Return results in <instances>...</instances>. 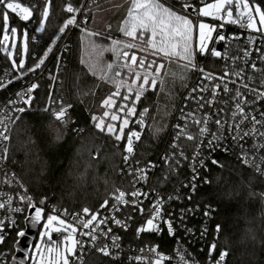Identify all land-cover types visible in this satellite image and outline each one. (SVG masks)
Segmentation results:
<instances>
[{
    "label": "built area",
    "instance_id": "obj_1",
    "mask_svg": "<svg viewBox=\"0 0 264 264\" xmlns=\"http://www.w3.org/2000/svg\"><path fill=\"white\" fill-rule=\"evenodd\" d=\"M20 1L28 7L35 6L33 12L34 16L31 22L27 24H32L34 26L33 29L32 26L25 28L28 33V51L27 61L23 69H14L6 61L0 59V81H3L4 83H7L9 80L12 81V83L8 84L6 88L0 89V120H4V125L9 128V132L6 133V135L10 136L14 124L11 123V121H15L20 114L31 110L34 102L41 98L45 87L49 93V97H51L49 109L51 118L66 125L72 133L80 135L87 129L83 125L74 124L78 114L70 97L74 36L76 31L88 28L91 19L89 14L94 7L100 4L101 0H82L79 5L74 6L80 8L81 5H84L81 9V13L77 14L79 27L69 26L54 45L51 43L39 55L31 49L32 45L36 44L37 34L39 33L36 31L38 26L35 20L36 10L38 12V18L42 11L38 9L39 0ZM161 2L165 3L166 6H171L180 14L188 15L195 23L200 20L209 25L216 26L217 32L225 35L226 40L216 42L217 32H213V40L208 43V47L209 49L215 47L222 53L226 51L229 58L224 59L222 57H213L210 54L201 55L198 51L196 52L195 63L197 69L190 68L189 70L188 81L182 89L168 120L163 143L153 159L143 161L139 158V147L144 133L143 127L130 128L129 131L140 132L141 138L140 141L135 143V156L129 161V164L135 168L136 165L134 161L139 160V166L141 167L146 166L148 162L157 165L148 172L147 183L141 181L135 183V186L133 187V176L129 175V167L125 165L122 158L126 138L123 141L121 140L114 143V147L121 153V177L126 178L129 182L128 190L122 191L130 193L139 189L142 192L148 193L147 198H144L143 196L139 198L141 202L140 207L144 209L143 215L139 208H134L131 204H120L118 205L120 210L114 211L112 205L116 204V201L113 198V193L110 194L109 197L105 199L108 200V207L101 208V205L105 201L103 200L99 207L92 211H98L100 219L109 217L107 224H101L100 228L95 233L98 236V239L95 242V247H93V242L89 236H82L79 234L82 231H89L90 229H84L77 220L73 219L76 214L83 216V213L67 212L65 215V210L57 209L52 205L39 202L27 184L8 162L7 158L6 160L0 161V193L5 194L4 196H0V202L6 201L7 197L11 196V208L15 209L19 207L22 211H9L7 205L5 208L0 209V221L3 222L0 234L4 236L3 242L0 243V264H13L16 262L17 253L19 251L23 254L21 264H30L31 262L33 243L36 240V236H30V242L23 250L19 246L23 237H18L17 233L20 230H24L26 237L28 236V223L30 222L31 217L35 215V209L29 205L27 200L21 201L19 199L22 195L30 196L32 198V204L43 209L42 217L45 218L48 215L55 214L64 219L68 224H73L77 227L78 232L76 234V239L80 240L84 245L83 264H88V258L92 255H100L113 262H121L123 264H151V262L159 259L156 253L150 251L153 247L157 249V252L160 255L166 257V259L161 261V264H183L180 260L181 255L184 256L189 264H214V261L218 259L220 252L224 251L218 249L217 245L220 232H216V226L218 224L214 219L215 208L209 204L202 205L198 203L195 199L196 192L200 187L208 184V173L210 168L220 167L212 163L213 159L219 161L220 165L222 159L234 160L242 167L264 178V175L257 172L254 166L255 164H260L261 171H264V163H262L260 159L261 156H264V149H260L259 151L255 149V145L257 143H264V140H261L258 137H246L242 141H233L232 133L229 132L227 126L223 129L222 139L217 141L212 147L208 146V140L211 139V136H205L203 138V146L200 150L201 155L199 157V159L204 161L205 167H199L197 162L199 176L195 181L197 187L194 193L191 190V181L194 175L192 171V156L195 151L196 142L188 141L183 137L181 138L179 143L183 145L184 153L188 159L184 160L181 158V163L176 167L174 172H169L168 166L164 163L163 157L174 151V149L171 148V145L179 131L177 125H180L181 127L185 125L186 121L184 117L188 113H194L197 118H202L205 114H209L212 117L208 124L209 133L217 132V125L214 123V120L217 118L226 119L231 123V112L235 110V102L231 97L234 96L237 88H239L248 99V104L244 106L245 112L252 113L257 119H261L260 113L264 112V99L254 98L255 94L249 92L248 89H245L241 85L242 83H248L249 87L264 91V87L261 86V77L264 76V72L253 71L251 67L252 63H255L257 69H264V59H261L262 54H264V33L250 30L245 26H242V23H227L225 20L215 19L213 17H197L192 13L191 9H189L187 13H184L182 9L184 0H161ZM188 2L199 9L206 3H214L215 0H188ZM249 2L258 4L264 9V0H249ZM67 4H65L63 11ZM64 12L66 14V19L72 15L66 11ZM85 15L88 19L87 24L83 23ZM233 16L235 17V8H233ZM221 24L224 25L223 28L219 27ZM196 30L197 29H195V31ZM231 37L237 38L230 39ZM250 38H253L252 43L249 42ZM49 47H52V51L48 54L44 64L39 69H36L35 72H29L21 79H16L20 73L27 71L28 68L34 67L39 59L44 57V53ZM195 49H197V47H195L194 50ZM245 50L251 53L249 57L244 56ZM233 57H236L237 59L233 60ZM199 68H203L204 72L211 73L216 77L223 76L226 69L229 73L243 69V73L242 78L234 75L226 77L225 82L232 91L230 93H224L223 87H221L215 103L212 106H209L206 101L212 99V87L214 84L220 83V80L209 81L204 79L203 73L198 70ZM248 77H252V80H249ZM233 80H235L236 83H232L231 81ZM33 83L37 84L38 87L31 93V96L33 97L31 104L27 105L17 96V93L27 89ZM204 86L208 87V91H199V88ZM194 88L197 89L196 92L192 91ZM200 97H204V99L201 100ZM10 100L16 101V103L9 104ZM225 101H227V103H225ZM201 104L204 105L203 108L200 107ZM62 105L67 108V112L63 118L66 123L56 119V116L54 115L55 112L60 110ZM69 105L71 107H68ZM21 107L25 108L24 112L15 111L16 108ZM220 109H224V111L219 112L218 110ZM9 116L10 120L6 119ZM237 119H239V117ZM187 123L188 131L193 135H196L199 131V127L193 124L191 119H189ZM4 125H0V130H2ZM243 127L245 130L249 129L251 127V121H246ZM257 128L264 131V128H261L260 125H257ZM9 142L10 139L8 141H0V155H3V148L6 147L8 149ZM238 144H243L244 149L248 150V158L254 161L253 164L243 163L241 160V148ZM225 148L228 150L224 151ZM92 157L94 158L95 156ZM165 175L168 176L167 180L163 179ZM205 181H207V183H205ZM185 185L188 186L185 187ZM169 196H178L179 199L173 198L168 200ZM189 196L191 199H189ZM160 197H163L165 200L162 211L163 220L170 219L172 221L175 234L170 235L167 225L161 222L159 224L161 229L159 232L145 231L137 236V229L145 224L146 220L149 218L153 203ZM125 198L129 201L132 200L130 195H126ZM189 209H191V211H188ZM31 210L32 212L30 213ZM205 211H210V215L205 216ZM113 215H115L117 219L126 222L128 225L127 229L113 223L110 219ZM129 217L131 218L129 219ZM83 218L88 219L90 217L84 216ZM13 221L15 222L14 224ZM108 228H111L112 232L109 233L106 238L101 235V232H107ZM186 229H191L192 231L188 232ZM204 229H207V231L204 232ZM63 235L64 234L62 233H52V239L51 241H47L48 244L52 245L58 243ZM112 235L120 237L119 248L112 247V241L110 239ZM14 238L15 241L12 247L7 246L6 242ZM17 241H19V243H17ZM213 243H216L217 248L210 257L209 250ZM105 244L109 246V251L111 253L109 256H105L97 251V248L103 247ZM142 249L143 251H141ZM76 255H81L79 250ZM136 257L147 259L138 261ZM72 264H79V262L73 260ZM224 264H227V257Z\"/></svg>",
    "mask_w": 264,
    "mask_h": 264
},
{
    "label": "snow or ice",
    "instance_id": "obj_2",
    "mask_svg": "<svg viewBox=\"0 0 264 264\" xmlns=\"http://www.w3.org/2000/svg\"><path fill=\"white\" fill-rule=\"evenodd\" d=\"M130 7L127 10V16L122 21L119 31L123 33V35L130 40H112V47L109 49H105L103 46L94 45V47L98 50V55L102 56L104 51H113L117 54V57H123V64L121 65L124 68L128 69L130 74L134 75V79L131 80V83H127L126 81H113L116 84V91L111 93L107 98H105L101 107L105 108L104 117H108L110 121H120L119 128H117L115 123L105 122L104 118H98L96 116L92 117L93 122L95 123V127L101 131L105 132L108 135H111L115 138L116 141H121L125 139V128L128 127L130 121L129 117L136 115V104L141 100L144 92L149 88L155 90L157 85V80L161 76V70L164 68L163 64H156L155 60H147L146 56L137 57L135 53L129 54V51H125L124 49H133L138 48L140 51L147 52L151 50L152 55L162 54L164 57H174L178 56L180 59L187 61L185 67H190L192 69H197V65L195 63V55L198 51L201 55L210 54L213 57H222L224 59H228V53L218 51L215 47L209 49L208 43L213 40V32H217L216 26L209 25L203 21L198 20L197 23L194 24L193 20L189 18L186 14H180L178 11L174 10L171 6H166L165 3H162L161 0H129ZM0 5L3 6L4 11L2 12V22H3V40L8 41L11 37H16L17 29L15 27L9 26V17L10 14H15L22 21H29L35 10V6H23L18 0H0ZM84 5H81L80 8L74 7L71 3H68L64 9L67 13H71L72 15L66 19L62 26L59 27L58 33L53 39L52 44L54 45L57 40L61 38V35L65 33V31L69 28V26L79 27L77 22V14L81 13V9ZM50 8H51V0H44V6L42 11L40 12V22L39 27L36 29L37 32H44L45 24L48 21L50 16ZM233 8H235V17L233 16ZM182 9L184 13H187L189 9H191L192 13L197 17H213L215 19L225 20L227 23H242V26L246 28L264 33V9L260 7L258 4L250 3L249 0H215L214 3H206L204 6L197 9L195 5L188 2V0H184L182 4ZM226 18V19H225ZM88 19L85 15L83 23L87 24ZM259 25V26H258ZM223 24L219 27L223 28ZM108 28H111V25H108ZM194 29H198L199 32V43L197 49H193L191 40L193 36ZM82 32H85L87 36H98L100 33L88 31L86 28L81 29ZM24 37V45L22 49L21 59L19 64L16 63L15 60L12 61L13 68L23 69L25 67L24 55L27 54V40L28 33L27 30L23 33ZM237 37H231L230 39H236ZM226 40L225 35L217 32L216 42ZM137 41L139 43H137ZM249 42H253V38L249 39ZM15 48V44L12 45ZM6 52L8 51L7 47L4 49ZM52 51V47H49L47 51L44 53V57L40 58L39 61L32 68H28L27 71L20 73L16 77V79H21L24 75H27L29 72H35L36 69H39L45 62L48 54ZM259 51V50H257ZM8 55L11 57L12 53L8 52ZM251 55L247 50L244 51V56L249 57ZM233 60L237 59L236 57L232 58ZM261 59H264V54H262ZM84 61L82 60V63ZM253 71H261L264 72V69H257L255 63L251 65ZM108 70L113 68V64L109 63L106 65ZM201 73H203L204 79L209 81L220 80V83L214 84L212 87V99L206 101L209 106H212L216 97L219 94V90L223 87L224 93H230L232 89H229L228 84L225 82V78L229 75H234L242 78L243 69L240 71H234L229 73L227 69L224 72L223 76L216 77L211 73L204 72L203 68L198 69ZM89 71L92 72L93 75H99L100 79H106V73L98 70V64L90 63ZM115 75L119 77L121 75L120 72H116ZM151 77V79H150ZM54 79V78H53ZM249 80H252V77H248ZM139 82V83H138ZM232 83H236L235 80L231 81ZM12 83L11 80L4 83L0 81V89L6 88L8 84ZM161 83L163 81L161 80ZM122 86L127 87L128 94L122 97L123 101H131L128 103H121L118 107L116 105L115 97L120 96V88ZM245 89H248L249 92L255 94L254 98L264 99V91H261L256 88L249 87L248 83H242L241 85ZM261 86L264 87V76L261 77ZM38 87L37 84H31L27 89L23 90L20 93H17V96L23 100V103L30 105L33 97L31 93ZM193 92H196L197 89H193ZM199 91L204 92L208 91V87L204 86L199 88ZM134 94V96H133ZM50 102H51V98ZM201 100L204 97H200ZM231 99L235 102V110L231 112V123L226 119L217 118L214 120V123L217 125V132L209 133L208 124L212 117L209 114H205L202 118H197L194 113H188L185 119V125L181 127L177 125L179 131L176 134V137L171 145V148L174 151L171 154H166L163 157L164 163L168 166L169 172H174L176 167L180 165L181 158L187 160L188 157L184 153L183 145L179 143L181 138L188 141H194L195 143V151L192 156V171L194 173L191 181V190L194 193L196 191V179H198L199 173L197 170V162L199 167H205L204 161L199 159L201 155V147L203 146V138L205 136L210 135L211 139L208 140V146L212 147L216 144L217 141L222 139L223 137V129L227 126V129L230 133H232L233 141H242L246 137H258L261 140H264V131H261L260 128H257V125H260L261 128H264V112H261V119H257L255 115L252 113L245 112V105L248 104L247 97L240 91L239 88L235 90L234 96ZM16 101H9V104H15ZM227 103V101H225ZM68 107H71L70 105ZM201 108L204 107L203 104L200 105ZM115 108V111H110ZM47 110V109H45ZM17 112H24L25 108H16ZM219 112H223L224 109L218 110ZM67 112V108L63 105L61 106L58 112H55L54 115L56 119L63 120L65 114ZM148 112V109L145 108L142 113H140V118L136 121V123L140 124L141 127L144 125V115ZM120 113H123V117H121ZM239 117V119H237ZM6 119L10 120V116ZM16 119H19L17 117ZM191 119L192 123L199 127V131L196 135H193L188 131V123L187 121ZM251 121V127L247 130L243 127L246 121ZM11 123H15V121H11ZM0 125H4V120H0ZM9 132V128L4 125L2 130H0V141H8L10 139L9 135L6 133ZM141 133L137 131H129L126 137V144L124 146V154L123 161L125 165L129 167V175L133 176V187L135 183L148 181V172L155 168L157 165L148 162L146 166H139L140 161L135 160L134 163L136 165L133 168L129 161L135 156V143L140 141ZM241 148V160L245 164H253L254 161L248 158V150L244 149L243 144H238ZM255 149L259 151L260 149H264V143H257L255 145ZM228 149L225 148L224 151ZM3 155H0V161L7 159L8 149L5 147L2 149ZM179 157V158H178ZM95 158V157H94ZM261 162L264 163V156L260 157ZM213 164H216L220 167L222 165L219 164V161L213 159ZM256 171L261 175H264V171H261V165L255 164ZM164 180L168 179V176L165 175L163 177ZM207 183V181H205ZM188 185H185L187 187ZM4 193H0V196H4ZM126 195H130L132 200L129 201L125 197ZM144 198L148 197V193L142 192L139 189H136L130 193H126L125 191L117 188L113 193V198L116 201V204L112 205L114 211H119L118 205L131 204L134 208H139L141 214L143 215L144 209L140 207V197ZM173 198L179 199V197L169 196L168 200ZM19 199L21 201L27 200L29 205L35 209V215L31 217L33 226L38 223L42 219L43 209L36 207L35 204H32V198L30 196H20ZM189 199L191 197L189 196ZM12 197L8 196L7 200L4 202H0V209L5 208L7 205L9 207V211L21 212L22 209L17 207L15 209L11 208ZM43 203V201H41ZM165 200L163 197L158 198L152 205L151 212L149 218L146 220L144 225H141L137 229V236L140 233L145 231H157L159 232L161 229L159 224L161 222L165 223L168 227V231L170 235H174L175 231L173 229L172 221L163 220L162 211ZM108 207V200H105L101 205V208ZM188 211H191L189 209ZM65 215L67 211L65 210ZM205 216L210 215V211H205ZM90 217L88 219H84L83 217ZM131 217H129L130 219ZM74 220H77L78 223L84 229H90L89 231H82L79 234L82 236H89L93 242V247H95V242L98 239V236L95 234L97 230L100 228L101 224H107L109 217H105L103 219L99 218V212H91L89 208L83 209V216L80 214H76L73 217ZM113 223L116 225L127 229L128 225L126 222L117 219L115 215L110 217ZM15 222L13 221V224ZM59 225V226H54ZM3 227V222L0 221V229ZM44 231L40 233L41 240L45 237L48 238L49 241L52 239V232L56 233H67V235L63 236L64 248L63 251L59 249V247H47V253L49 256L48 264H72V261H78L79 264H83V248L84 245L80 240L76 239V234L78 229L73 224H68L64 219H61L57 215H48L46 218V222L43 224ZM70 230V231H69ZM186 231L191 232V229H186ZM207 229H204L206 232ZM221 231V226H216V232L219 233ZM112 232L111 228H108L107 232H101V235L104 237H108V234ZM203 234V233H202ZM18 237H25L26 233L24 230H20L17 233ZM112 241L113 248H119V236L112 235L110 237ZM4 240V236L0 234V243ZM19 243V241H17ZM37 255L40 256L41 261L44 259V253L40 250V245H36ZM217 248L216 243H213L210 246L209 256L211 257L212 253L215 252ZM80 251L81 255L77 256V251ZM97 251L102 253L105 256L111 255L109 251V246L105 244L103 247L97 248ZM143 251V249L141 250ZM151 252L156 253L159 259L151 262V264H161V261L166 259V257L160 255L157 252L155 247L150 249ZM55 253V259H52V254ZM229 255L227 250L221 251L218 259L214 261V264H224L226 257ZM71 258V259H70ZM138 261L147 258L136 257ZM180 260L183 264H189V262L184 258L183 255L180 256Z\"/></svg>",
    "mask_w": 264,
    "mask_h": 264
},
{
    "label": "trees",
    "instance_id": "obj_3",
    "mask_svg": "<svg viewBox=\"0 0 264 264\" xmlns=\"http://www.w3.org/2000/svg\"><path fill=\"white\" fill-rule=\"evenodd\" d=\"M81 1L51 0L50 16L44 32L37 34L36 44L31 47L33 52L39 55L52 43L66 19L63 11L65 4L77 6ZM107 1L110 0H101L100 4ZM38 6V9L42 10L44 0H39ZM0 9L3 10L2 7ZM37 14L36 10V22ZM10 17L18 26H32L33 29L34 25L26 26L12 15ZM89 17L91 18V12ZM79 32L82 31H76L74 36L70 97L78 114L74 124L83 125L87 130L76 135L66 125L51 118V97L45 87L41 98L34 102L32 109L20 114L19 119L15 120L10 133L7 158L39 202L43 201V204L67 212L83 213L86 207L91 212L95 210L117 188L128 190L129 182L120 174L121 153L114 147L117 141L113 136L93 128L88 111L81 100L93 79L83 71L78 74L81 79L76 77L78 68L75 41ZM188 78L189 73L175 94L158 131L152 134L150 125H143L144 133L139 147V158L143 161L153 159L163 143L168 120ZM154 99L155 92L147 91L141 97L138 109L150 107ZM45 103L48 108L43 112L41 107ZM153 113L152 110L147 112L149 122ZM133 120L124 130L125 138L130 128L141 127L136 123V119ZM72 164L85 176L81 181L73 179L70 175ZM221 165L222 167L210 168L209 182L197 190L195 199L202 205L209 204L215 208L214 219L221 226L217 245L218 249L228 251L227 264H264V178L234 160L222 159ZM77 182L83 189L76 187ZM108 186L112 187V190H109ZM29 240L30 236L23 237L19 246L24 250ZM14 241L15 238L7 241V246L12 247ZM22 259L23 254L19 251L17 261L13 264H21ZM88 264L123 263L92 255L88 258Z\"/></svg>",
    "mask_w": 264,
    "mask_h": 264
},
{
    "label": "rangeland",
    "instance_id": "obj_4",
    "mask_svg": "<svg viewBox=\"0 0 264 264\" xmlns=\"http://www.w3.org/2000/svg\"><path fill=\"white\" fill-rule=\"evenodd\" d=\"M130 7L129 0H110L104 3H101L94 7L91 10V19L90 24L87 28L88 31L98 32L100 35L98 36H87L85 32H79L76 38V49H77V74L79 79V72L83 71L87 73V75L93 79L92 83L88 84L89 87L86 88V91L82 95V102L84 103V107L87 109L88 114L90 116V121L93 123V128L96 131H99L95 127V123L92 120L93 116L98 118H104L105 122L115 123L117 128H119L120 121H110L108 117H104L105 108L101 107L102 101L107 98L111 93L116 91V84L113 81H126L127 83H131V80L134 79V75L128 72L127 68L122 67L123 57H117V54L113 51H104L102 56L98 55V50L94 47L103 46L105 49H109L112 47V40H130L119 31V27L122 21L127 16V10ZM2 12L0 9V41L3 40V22H2ZM41 16L37 19V26L39 27ZM194 22V21H193ZM47 23V22H46ZM195 24V22H194ZM108 25H111V28H108ZM9 26L15 27L17 29L16 37H11L8 41H4L0 43V58L6 61L9 65L13 67L12 61L15 60L17 64H19L22 54V49L24 45V37L23 33L26 30L23 27L18 26L14 23L12 17H9ZM46 26V24H45ZM41 33V32H39ZM59 34L58 31L55 36ZM54 36V37H55ZM137 43H139L137 41ZM199 43V32L198 29L193 31V36L191 40V44L193 49L198 46ZM15 44V48L12 45ZM7 47L8 51L6 52L4 49ZM27 49H28V40H27ZM125 51H129V54L135 53L137 57L146 56L147 60H155L156 64H163L164 68L161 70V76L157 80V85L155 90L149 88L147 91L155 92V99L153 104L150 107H147L148 110H152L154 113L152 115V119L149 122L147 113L144 115V124H149L151 128V133L154 134L158 131V129L163 124L168 111L170 109L172 100L177 93V91L181 88L183 83L185 82L190 67H185L187 61L180 59L178 56L174 57H164L162 54L152 55L151 50L147 52L140 51L138 48L133 49H124ZM8 52L12 53L10 57ZM25 63L27 61V54L24 55ZM82 60L84 61L82 63ZM96 63L98 64V70L106 73V79H100L99 75H93L91 71H89V64ZM113 64V68L108 70L106 68L107 64ZM17 69V68H14ZM116 72H120L121 75L117 77L115 75ZM151 79V77H150ZM161 80L163 83H161ZM81 82L80 80H78ZM139 83V82H138ZM87 85V84H86ZM145 91L144 94L147 92ZM128 94L127 87L122 86L120 88V96L115 97L117 107L121 103L130 104L131 101H123L122 97ZM134 96V94H133ZM141 101V100H140ZM140 101L136 104V115L129 117V121L133 120L135 117L136 121L140 118V113L144 111L145 108L138 109ZM41 111L45 112L48 108L47 103L43 107H41ZM113 108L110 111H115ZM121 117H123V113H120ZM135 119L133 121H135ZM101 132V131H99ZM73 169L70 171V175L77 179V181H81L85 178L78 169L77 166L72 164ZM76 187L79 189H83L82 186H79V182L75 183ZM106 185V184H105ZM109 190H112V187L108 186ZM55 215V214H51ZM58 216V215H57ZM60 217V216H59ZM47 217H42V219L33 226L32 220L28 223L29 232L28 236H36V240L33 243V252L31 254V262L30 264H48V253L47 247H59L61 251L64 248L63 236L61 240L56 244H48V238L45 237L41 240L40 233L44 231L43 224L46 222ZM61 218V217H60ZM62 219V218H61ZM67 223V222H66ZM59 226V225H54ZM70 231V230H69ZM56 233V232H52ZM30 237V238H31ZM36 245H40V250L44 253V259L41 261L40 256L37 255ZM52 259H55V253L52 254ZM71 259V258H70Z\"/></svg>",
    "mask_w": 264,
    "mask_h": 264
},
{
    "label": "water",
    "instance_id": "obj_5",
    "mask_svg": "<svg viewBox=\"0 0 264 264\" xmlns=\"http://www.w3.org/2000/svg\"><path fill=\"white\" fill-rule=\"evenodd\" d=\"M18 2H20L23 6H26V5H24L20 0H18ZM0 7L3 8L2 5H0ZM3 10H4V8H3ZM10 15H12L13 17H15V18H16L21 24H23V25H27L29 22H31V20H32V18H33V16H34V13H33L32 18H31L29 21H22V20H20L19 17L16 16L15 14H10ZM31 212H32V210L30 211V213H31Z\"/></svg>",
    "mask_w": 264,
    "mask_h": 264
}]
</instances>
